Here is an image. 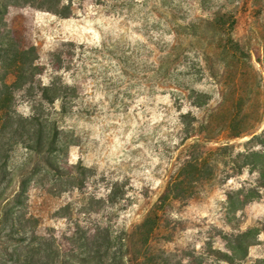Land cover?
<instances>
[{"label":"rangeland","instance_id":"rangeland-1","mask_svg":"<svg viewBox=\"0 0 264 264\" xmlns=\"http://www.w3.org/2000/svg\"><path fill=\"white\" fill-rule=\"evenodd\" d=\"M228 12L242 45L264 31V0H0L2 61L11 54L18 64L0 102V161L9 162L1 190L12 179L7 211L26 231L5 245L2 264H264V119L252 137L190 139L203 158L230 148L219 167L200 171L192 194L163 199L171 175L191 160L178 147L186 120L176 87L190 82L214 98L212 113L222 101L221 85L200 75L201 55L190 56L192 81L178 77L187 71L180 64L168 80L164 60L183 22ZM252 58L262 90L252 78L239 81L251 115L264 93V67ZM2 61L0 80L9 73ZM33 116L50 129L57 123L56 165L68 177L26 149ZM152 210L158 224L138 254L136 231Z\"/></svg>","mask_w":264,"mask_h":264},{"label":"trees","instance_id":"trees-1","mask_svg":"<svg viewBox=\"0 0 264 264\" xmlns=\"http://www.w3.org/2000/svg\"><path fill=\"white\" fill-rule=\"evenodd\" d=\"M59 1L47 0V3L48 5H54ZM202 1L205 2V0ZM238 1L227 0L230 4ZM214 16L213 19L200 20L195 23L183 22L179 26V39L171 43L170 51L164 60L166 78L168 80L171 76L172 67L180 64L187 71L180 73L178 77L185 81H192L195 74L193 73L194 65L191 66L190 56L193 54L201 55L204 67L200 68V75L204 77L208 73L213 81L219 83L222 87L219 90L222 100L221 106L219 109H216L215 113H212V109L210 108V103L214 98L198 92L190 86V82L176 87V91L180 94V106L178 110L183 114L181 115L183 116L181 119L186 120L185 122H181L184 136L181 137L178 147L185 146L186 150L188 149L190 153L191 160L186 162L184 168L179 173L171 175V181L164 192V201H178L179 199L186 198L187 194H192L198 183L197 179L201 174L200 171L206 168L214 170L219 167L222 163L220 159L225 155L224 152L230 148L229 145L224 146L222 144L216 152L203 158V155L198 153V148H195L200 144L187 143L190 139L200 138L204 141L223 139V141H229L242 139L246 136L252 137L258 132L259 127L263 123L264 93L261 94L263 102L261 101V105L257 107V113L251 115L245 109L244 90L239 85V81L252 78L258 81L257 86L262 90V76L253 64L252 56L255 53L259 64L264 67V31L259 34L256 30L253 33L254 38L250 44L244 46L234 37L235 28L238 24L237 16L232 12L217 13ZM0 36L2 35L0 34ZM5 53L6 51L0 50V63ZM9 56V61H2L5 74L9 73L6 74L5 79L1 78L0 80V102L8 98L11 89L4 80L18 70L15 55L9 54ZM222 71L225 72L222 73ZM223 76L225 78H222ZM221 80H223V83H220ZM169 86L171 87L172 85L170 84ZM193 108L203 110L204 115L201 118L195 117L192 113ZM186 109H189L188 112H186ZM2 118L7 126L10 120L9 113H6ZM40 120L36 116L25 120L26 123H31V138L32 136L35 138L28 139L33 145H27L26 149L32 153L48 155V158L44 161L48 169L56 177H68V175H62L60 168L56 165L55 154L58 152L61 135L57 123L53 122L50 129L43 124V121L41 123ZM45 147H47L46 152L44 151ZM8 168L9 162L1 163L0 161V264H2V260L4 259L5 245L21 242L22 237L26 234L25 228L21 226L19 220L13 218L12 211H7L11 205V199L8 198L7 193L10 188L9 186L12 184V179L9 180L7 188L1 190V184L6 180L5 173ZM83 181L84 178L80 181L81 185ZM18 193V196L16 195V202L14 200L16 204L19 203L17 199L22 197L23 192L19 190ZM158 219L156 210H152L145 221L138 227L135 237H140V241L134 244L136 247L135 251L138 254H142L148 248L150 237L157 227ZM97 264L107 263L102 257L97 261ZM122 264L127 263L124 261Z\"/></svg>","mask_w":264,"mask_h":264},{"label":"bare ground","instance_id":"bare-ground-1","mask_svg":"<svg viewBox=\"0 0 264 264\" xmlns=\"http://www.w3.org/2000/svg\"><path fill=\"white\" fill-rule=\"evenodd\" d=\"M7 8L9 9V6H7Z\"/></svg>","mask_w":264,"mask_h":264}]
</instances>
